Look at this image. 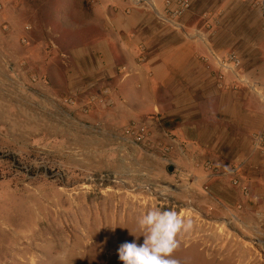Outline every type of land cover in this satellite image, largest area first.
Segmentation results:
<instances>
[{
    "label": "rangeland",
    "instance_id": "obj_1",
    "mask_svg": "<svg viewBox=\"0 0 264 264\" xmlns=\"http://www.w3.org/2000/svg\"><path fill=\"white\" fill-rule=\"evenodd\" d=\"M56 1L67 0H0V264H122L118 248L143 243L138 219L157 206L193 221L192 231L177 237L172 258L179 264H264L248 216L207 204L208 191L189 185L183 170L172 177L168 168L175 165L158 156L156 168L139 164L138 146L129 148L124 135L139 123L110 131L104 119L87 118L93 104L83 121L75 120L84 114L80 103L94 96L64 90L61 52L54 49L78 12L59 20ZM188 1L181 19L191 11ZM199 2L202 18L227 19L225 0L218 13L209 9L218 0ZM231 2V11L248 15L264 6ZM174 178L191 189H175Z\"/></svg>",
    "mask_w": 264,
    "mask_h": 264
},
{
    "label": "crops",
    "instance_id": "obj_2",
    "mask_svg": "<svg viewBox=\"0 0 264 264\" xmlns=\"http://www.w3.org/2000/svg\"><path fill=\"white\" fill-rule=\"evenodd\" d=\"M162 1L154 0L158 9ZM225 1L228 17L218 22L202 18L204 7L190 0L178 28L129 1H56L59 20L78 12V22L66 21L63 35H70L54 50L61 52L64 90L94 96L80 103L84 114L74 113L75 120L83 121L93 104L87 118L104 119L110 131L139 123L144 139L126 138L129 148L138 146L139 164L156 168L159 157L175 165L171 176L185 171L189 185L208 191L207 204L248 216L249 230L264 242V224L263 233L258 226L264 217L254 218L264 215V144L256 143L264 132V6L248 15L230 10L236 0ZM218 3L210 12L218 13ZM231 53L241 65L225 71L218 60ZM184 183L172 186L191 189Z\"/></svg>",
    "mask_w": 264,
    "mask_h": 264
},
{
    "label": "clouds",
    "instance_id": "obj_3",
    "mask_svg": "<svg viewBox=\"0 0 264 264\" xmlns=\"http://www.w3.org/2000/svg\"><path fill=\"white\" fill-rule=\"evenodd\" d=\"M138 227L143 233V243L125 242L118 248L122 264H179L172 258L178 249L177 237L190 233L193 221L171 208L155 207L138 219Z\"/></svg>",
    "mask_w": 264,
    "mask_h": 264
},
{
    "label": "built area",
    "instance_id": "obj_4",
    "mask_svg": "<svg viewBox=\"0 0 264 264\" xmlns=\"http://www.w3.org/2000/svg\"><path fill=\"white\" fill-rule=\"evenodd\" d=\"M131 4V8L140 9L143 11L152 12L159 21L169 24L175 25L177 28L179 27L177 22L181 17L190 9V3L188 0H163L162 7L159 10L154 2V0H129ZM218 65L223 70H233L238 69L240 67V61L238 57L231 53L227 55L226 58L218 60ZM71 103V102H69ZM126 138L134 137L135 143H140L145 136V129L143 127L132 126L127 128L124 132ZM256 143L264 144V132L257 137ZM233 185H238V181L234 180ZM262 215L260 213L257 214V218H261ZM254 246H262L264 247L263 241L255 240L253 242ZM261 248V249H262ZM264 256V249L261 250Z\"/></svg>",
    "mask_w": 264,
    "mask_h": 264
},
{
    "label": "bare ground",
    "instance_id": "obj_5",
    "mask_svg": "<svg viewBox=\"0 0 264 264\" xmlns=\"http://www.w3.org/2000/svg\"><path fill=\"white\" fill-rule=\"evenodd\" d=\"M180 237V236H179Z\"/></svg>",
    "mask_w": 264,
    "mask_h": 264
}]
</instances>
